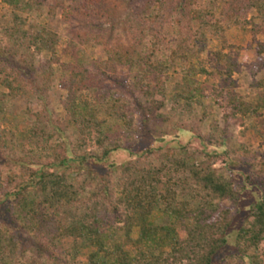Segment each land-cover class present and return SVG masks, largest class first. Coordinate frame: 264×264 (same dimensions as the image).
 Here are the masks:
<instances>
[{
  "label": "trees",
  "instance_id": "16d2710c",
  "mask_svg": "<svg viewBox=\"0 0 264 264\" xmlns=\"http://www.w3.org/2000/svg\"><path fill=\"white\" fill-rule=\"evenodd\" d=\"M38 1L0 0L12 10L10 25L2 29L8 46H0V90L6 91H0V115L17 97L44 99L50 87L46 84L56 74L53 59L36 64L26 57L31 48L38 52L56 47L54 33L44 27L31 32L25 28L26 14L39 9ZM127 1L136 39L128 44L116 39L113 46L109 40L115 22L106 0L52 6H62L63 18L75 22L72 32L79 42L93 39L102 44L106 57L83 54L75 65L60 64L71 117L59 126L45 109L20 135L29 144L53 140L46 151L24 153L21 145L16 153L18 145L0 130V264H264V250L258 252L264 242V196L251 207L252 220L236 233V249L221 255L233 219L224 202L239 206L243 190L234 176L219 168L227 162L224 129L216 122H210L206 135L185 126H176L175 133L169 131L174 126L151 128L154 103L163 107L155 95L166 91L160 78L177 66L182 69L173 101L194 114L193 105L202 104L203 87L193 77V61L208 41L207 32L219 35L230 24L251 32L254 29L246 27L255 18L264 21V0H209L203 9L191 7L194 0H146L141 7ZM250 8L256 14L252 23L246 21ZM185 23L187 34L178 30ZM251 27L264 32L263 25ZM172 33L176 37L170 38ZM230 47L222 44L215 50L212 72L201 66L199 70L230 79L236 69V61L224 51ZM257 53L263 66L264 44ZM183 62L189 66L182 67ZM118 67L126 69L127 78L118 76ZM82 95L91 102L77 103ZM227 100L233 113L248 112L246 102L234 93L228 91ZM135 113L140 114L139 125L133 124ZM93 139L98 154L87 152ZM247 164L249 172L241 165L234 170L250 183L255 166ZM74 166L86 170L89 190L67 173ZM154 212L163 217L161 223L152 219ZM68 238L71 244L63 245ZM85 248L92 250L82 262L79 256Z\"/></svg>",
  "mask_w": 264,
  "mask_h": 264
},
{
  "label": "rangeland",
  "instance_id": "374dc122",
  "mask_svg": "<svg viewBox=\"0 0 264 264\" xmlns=\"http://www.w3.org/2000/svg\"><path fill=\"white\" fill-rule=\"evenodd\" d=\"M108 6L112 10V17L115 25L110 34V44L113 46L116 39L122 41L124 44L131 43L136 39V26L131 24L132 10L128 5L127 0H106ZM146 0H135L133 5L141 7ZM178 1V0H176ZM39 9L35 8L28 16L25 28L28 31L45 28L55 35L56 47L50 46L49 51L44 49L38 52L31 48L26 55L27 59L31 61L33 58L36 64L46 59H53L51 67L55 70V76L46 85L49 89L44 90V99L36 95L21 96L15 98L7 105L5 114L0 115V130L8 133L7 139H11L18 145L15 152H19V147L22 145L24 153L31 149L34 152H39L40 149L44 152L53 143V140L44 144L41 142H33L29 144L26 138L20 135L30 126L35 123L36 116H40L43 110H47L51 114V121L56 125L63 126V121L71 117L66 110L67 103L65 102L66 90L62 85V79H59V71L61 63L76 64V59L83 54L94 59H105V52L102 44L95 42L93 39L86 40L81 43L73 36V29L76 27L75 22H68L61 15L62 6L53 8L55 3L68 5L71 0H39ZM155 6H157L155 4ZM209 0H194L191 5L193 8H207ZM11 7L0 2V46H8V35L4 32L3 27L10 25ZM216 17H220L218 11L215 12ZM221 17H223L221 15ZM256 17L254 9L250 8L247 12L246 21H251ZM101 21V20H99ZM103 21V20H102ZM222 22L225 24L224 18ZM264 26V21L255 18L253 24ZM253 24L247 25V29H254L251 32H245L243 28L238 25H229L224 32L219 35H214L212 31L207 32V43L205 44L200 57L194 60L196 72L193 74L194 79L201 83L203 87L202 104H194V114H189L175 105L173 99L177 93L173 90L176 83L182 82L183 71L177 66L171 69L167 75L160 78V85H164L165 94L155 95V100L163 101V107L158 108L154 103L153 116L155 120L151 121L152 129H167L170 133H175L176 126L191 127L197 134L206 135L208 132L210 122H216L219 128L225 131V148L227 149V162L219 164V168H225L226 176H234L237 181V187L243 185L241 193L240 205L233 207L228 205L229 202H224V205L232 209L233 219L231 225L227 230L228 244L221 252L225 254L229 250H234V237L236 233L242 228L246 227L252 220L251 207L264 196V65H261L262 56L257 53V48L264 44V32H258ZM243 25V24H242ZM108 24L103 25V29L107 28ZM181 33L187 34L188 29L186 23L181 26ZM105 33H109L108 30ZM190 35V32L188 33ZM176 37L175 33L170 35V38ZM222 44L231 45L230 48L224 51L229 53L236 61V69L231 75L230 79L221 76V78H212L202 73L199 66L204 67L207 71H213L215 67L214 52L221 48ZM55 50V55H54ZM18 57L21 55L17 54ZM33 60V61H34ZM189 63L183 62L182 67H188ZM186 69V68H185ZM187 70V69H186ZM118 76L127 78V71L124 68L118 67ZM40 81V80H38ZM37 81V82H38ZM38 84H42L41 81ZM44 87V86H43ZM45 88V87H44ZM3 91L4 90H0ZM228 91L234 93L237 97L246 102L248 112L245 114L234 112L232 106L228 103ZM6 93V91H4ZM2 94H0V97ZM91 102L86 96H78L77 103ZM205 112V116L202 112ZM28 113V116L26 115ZM203 116V117H202ZM101 118V115H99ZM201 118V119H200ZM141 123L140 114H134L133 124L139 125ZM50 131L54 130L49 126ZM68 133V132H66ZM10 134V135H9ZM24 134V133H23ZM92 137L96 136V132L92 130ZM187 136V135H186ZM183 136V139H186ZM69 140L71 136L68 137ZM56 141L59 142L57 139ZM40 148V149H39ZM87 152L98 154L99 149L96 146L94 139L87 144ZM253 163L255 168L252 172L250 183L244 180V173H239V169L234 170L235 166H243V171L249 172L247 163ZM9 165L3 167V172H7ZM16 169V168H15ZM222 170V169H220ZM237 171V172H236ZM236 172V173H235ZM73 177L76 176V183L82 184L86 190H89L92 184L89 182L87 172L85 169L74 166L67 171ZM5 174V173H4ZM3 174V175H4ZM236 174V175H234ZM240 174L241 176H239ZM152 219L155 223H161L163 217L159 212H154ZM134 236L136 234L134 233ZM72 238L64 239L63 245H70ZM90 248L82 249L79 259L85 262L87 254L91 251ZM264 250V242H261L258 248L259 254ZM251 253V251H249Z\"/></svg>",
  "mask_w": 264,
  "mask_h": 264
}]
</instances>
